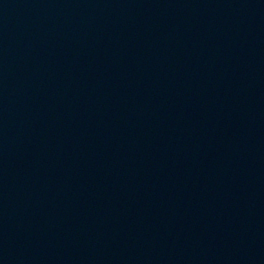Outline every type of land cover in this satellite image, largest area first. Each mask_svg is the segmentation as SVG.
<instances>
[{
  "label": "water",
  "instance_id": "obj_1",
  "mask_svg": "<svg viewBox=\"0 0 264 264\" xmlns=\"http://www.w3.org/2000/svg\"><path fill=\"white\" fill-rule=\"evenodd\" d=\"M0 264H264V0H0Z\"/></svg>",
  "mask_w": 264,
  "mask_h": 264
}]
</instances>
